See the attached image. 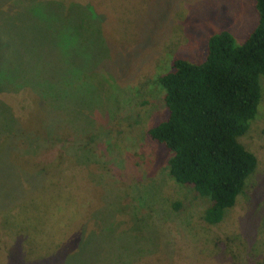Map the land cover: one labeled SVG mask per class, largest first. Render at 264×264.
I'll return each mask as SVG.
<instances>
[{"label": "rangeland", "instance_id": "1", "mask_svg": "<svg viewBox=\"0 0 264 264\" xmlns=\"http://www.w3.org/2000/svg\"><path fill=\"white\" fill-rule=\"evenodd\" d=\"M256 20L254 0H0V264H264V78L239 139L257 167L217 225L146 133L165 116L168 59L201 62L209 35L241 44ZM51 142L74 158L59 184L7 215L42 187ZM16 154L38 156L32 171ZM6 219L42 261L21 258Z\"/></svg>", "mask_w": 264, "mask_h": 264}, {"label": "trees", "instance_id": "2", "mask_svg": "<svg viewBox=\"0 0 264 264\" xmlns=\"http://www.w3.org/2000/svg\"><path fill=\"white\" fill-rule=\"evenodd\" d=\"M254 11L256 24L241 44L230 32L220 30L207 38L201 62L169 58L168 66L162 67L155 78L165 116L147 130L148 140L167 152L169 179L207 201L203 220L212 226L234 207L257 167L255 156L239 142L256 119L263 96L260 81L264 78V0H254ZM45 127L43 124L42 135L35 131L33 136L42 138ZM63 134L54 133L59 139L66 136ZM121 140L116 139L114 144ZM51 145L52 154L48 156L52 165H34L38 156L34 159L16 154L18 158L12 159L25 172L36 166L34 170L44 174V182L39 190L5 210L7 215L19 203L29 204L39 201L38 194L48 195L50 183L53 185L55 180L59 184L65 163L69 166L74 158L64 155L52 142ZM46 155L47 151H43L39 157L47 158ZM2 228L10 231L14 223L8 224L6 219ZM11 234L22 242L20 255L25 262L42 261L43 255L35 254L34 247L25 242L18 229L14 228ZM58 247L57 244L54 249Z\"/></svg>", "mask_w": 264, "mask_h": 264}]
</instances>
